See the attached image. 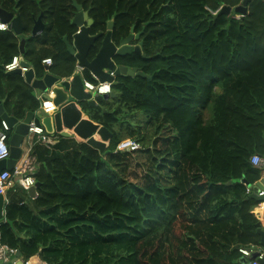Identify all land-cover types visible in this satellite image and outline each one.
Listing matches in <instances>:
<instances>
[{
  "label": "trees",
  "instance_id": "16d2710c",
  "mask_svg": "<svg viewBox=\"0 0 264 264\" xmlns=\"http://www.w3.org/2000/svg\"><path fill=\"white\" fill-rule=\"evenodd\" d=\"M242 1L0 0L24 27L0 30V99L19 119L42 101L5 65L17 55L37 78L74 74L64 41L78 29L74 2L89 11L91 34L114 19L117 44L132 27L143 42L115 60L145 76H117L105 113L83 104L112 133L105 150L58 134L33 151L45 221L27 234L47 264H240V248L259 244L262 201L249 195L264 179L251 162L264 156V0L237 14ZM223 6L232 12L219 14ZM126 138L140 148L118 150Z\"/></svg>",
  "mask_w": 264,
  "mask_h": 264
},
{
  "label": "water",
  "instance_id": "95a60500",
  "mask_svg": "<svg viewBox=\"0 0 264 264\" xmlns=\"http://www.w3.org/2000/svg\"><path fill=\"white\" fill-rule=\"evenodd\" d=\"M251 0H243L242 4L234 8L237 14H246L247 5ZM76 12L72 19V24L77 26V31L69 39L67 36L64 41L67 45L69 54L76 58V71L69 77H57L50 73L45 74L42 78H37L35 71L32 67L28 71L22 72L20 68L9 71V73H17L24 77L27 84L31 85L34 89L43 92L44 100L52 102L50 107L43 106L39 109L38 114L28 111L23 119L15 116L14 111L8 113L4 106L3 100L0 99V117L5 121L11 130V135L8 141L10 154L7 158L0 160V173L3 170L12 171L18 160L22 157L21 145L23 142L29 143L30 139V124L33 122L36 126L50 125L54 126L55 130L62 136L69 137L72 131L79 136L82 140L87 142L93 147L105 150L107 143L112 138V133L99 123L90 118H84L83 104H87L90 109L106 112L100 105V102L115 96V91L112 90L109 94H93L84 89V80H86L85 72H88L95 80L99 82H111L112 87L118 84L116 77L119 75H139L145 76L138 68H128L124 65H118L115 58L117 56H126L133 52L141 53L143 42L140 40L141 33H135L134 28H131V34L121 39L117 44L112 39V30L114 28V19L108 22L107 32H99L91 34L90 29L93 20L89 18V11H84L82 6L74 2ZM232 8L223 6L219 14L229 15ZM0 16L3 21L9 24L17 35L23 33L24 27L20 15H14L0 9ZM44 30V24L41 19H38L33 27L32 34L39 35ZM100 40V46L93 58H89L90 50L95 46L97 41ZM134 40H138L137 44H132ZM26 39H21L20 52L25 51ZM20 63L23 66H28L20 57ZM114 74H111V73ZM63 88L67 93L66 96L59 100L51 96L50 91L53 89ZM46 108V109H44ZM48 110V111H45ZM39 184L36 183L30 187L33 194L36 193ZM264 189V180L257 182L252 186V193L250 198H256L259 201H264V196L258 195V190ZM4 197L0 195V219L3 218ZM261 235V245L264 247V232L259 230ZM260 252H255L252 255L253 259H259L261 264H264V254L260 256ZM17 256H20V251H17ZM245 259V258H244ZM248 264V261L245 262ZM10 264V263H5Z\"/></svg>",
  "mask_w": 264,
  "mask_h": 264
},
{
  "label": "crops",
  "instance_id": "0c3cea01",
  "mask_svg": "<svg viewBox=\"0 0 264 264\" xmlns=\"http://www.w3.org/2000/svg\"><path fill=\"white\" fill-rule=\"evenodd\" d=\"M35 93L41 101L44 100L42 91H38L37 89H35ZM49 94H51V96L55 99L58 96L59 100H62V97L67 95L64 89L59 87H57L56 91L55 89L50 91ZM3 102H5V100H3ZM39 112L41 111L38 110L35 113L38 114ZM83 117L91 119L90 115L87 112L83 113ZM0 120L2 121L1 117ZM43 127L45 128V136H47L48 139L51 140V143L43 141L42 138L36 134H30L29 143L23 142V144L21 145L22 157L20 158V160L17 161L15 168H20L21 166L25 165L26 160H30L31 165L36 166V172L39 171V168L41 167L43 162L39 160V158H37V154H33V151H42L44 148H51L52 146L58 143V134H60L55 130V127L53 125H44ZM69 132L71 133V136H73L76 140L84 141L72 131ZM3 197L4 209L3 218L0 219V240L4 243H7L12 248H15L17 251H20V256H22L23 258L32 256V264L45 263V261L41 257V252L39 250L41 246L39 247V249L36 247L35 242L37 241V238L31 239L30 235L27 234L28 231H31L34 228H38V226L45 221L44 216L42 214L43 208L40 206L38 200L39 187L37 188L36 193L33 194V192L30 191V188H27L19 181L18 173L13 172L12 183L8 186L6 192L3 194ZM257 213L259 214L261 220V224H259V230L264 232V201H262V204L260 205V208H258ZM14 231L18 233V235H16ZM16 242L27 244V250L33 249V251L26 252L25 250L23 252L22 248H19L15 244ZM248 249L252 252L251 256L247 257L242 254L240 258V264H246L245 262L247 261L249 264V262L253 260L252 255L255 252H260L261 254H264V247L261 245V237L259 244L253 245L251 246V248ZM3 262L5 261L1 260L0 264H5Z\"/></svg>",
  "mask_w": 264,
  "mask_h": 264
},
{
  "label": "built area",
  "instance_id": "2783aa9c",
  "mask_svg": "<svg viewBox=\"0 0 264 264\" xmlns=\"http://www.w3.org/2000/svg\"><path fill=\"white\" fill-rule=\"evenodd\" d=\"M0 24L4 25V27H0V30H8L9 24L4 22L2 17L0 16ZM43 63L50 66L52 64L51 58H46L43 60ZM20 68L21 71L24 73L29 70L30 66H23L20 63V56H14L11 62L5 65V69L7 71H12L14 69ZM111 74H114L113 72ZM84 89L87 92H91L94 95L95 94H109L113 90L112 83L111 82H99L96 80V82H93L91 80H84ZM10 127L5 121H2V129L0 130V160H3L7 158L10 154V148H9V132ZM30 134H36L42 138L43 141H47L51 143V140L48 139L47 136H45V128L43 126H36L33 122L30 124ZM140 148V144L130 138H126L121 140L118 145V150H127V151H133ZM251 162L254 166L258 168H264V156H261L259 154H254L251 158ZM13 172L18 173L19 181L26 186L27 188H30L31 186H34L36 184V180L34 177V174L36 173V166L31 165L30 160H26L25 165L19 167H14L12 171L10 170H3L0 173V195H3L8 186L12 183L13 178ZM249 192L250 189H248ZM258 195L264 196V189L258 190ZM240 252L249 257L251 256L252 252L251 250L247 248H240ZM260 256H263L261 254ZM0 260H3L5 262L3 263H10V264H32V256L29 258H23L22 256H17V250L15 248H12L7 243H4L0 240ZM2 264V263H1ZM43 264H47L46 262ZM249 264H261L259 259H253L249 262Z\"/></svg>",
  "mask_w": 264,
  "mask_h": 264
},
{
  "label": "rangeland",
  "instance_id": "374dc122",
  "mask_svg": "<svg viewBox=\"0 0 264 264\" xmlns=\"http://www.w3.org/2000/svg\"><path fill=\"white\" fill-rule=\"evenodd\" d=\"M138 40H134L133 42H137ZM132 42V43H133ZM39 91V90H38ZM37 92V91H36ZM42 105L43 106H48V107H50L51 105H52V103L51 102H48V101H46V100H43L42 101ZM44 109H46V108H44ZM45 111H48V110H45ZM48 112H50V111H48ZM84 112H87L86 110H84ZM88 113V112H87ZM113 137V136H112ZM109 145V142L107 143V146ZM19 248H22V250H23V252L26 250V252H31V251H33V249H28L27 250V247H26V245L27 244H25V243H15ZM0 262H1V260H0Z\"/></svg>",
  "mask_w": 264,
  "mask_h": 264
},
{
  "label": "clouds",
  "instance_id": "9594fccd",
  "mask_svg": "<svg viewBox=\"0 0 264 264\" xmlns=\"http://www.w3.org/2000/svg\"><path fill=\"white\" fill-rule=\"evenodd\" d=\"M0 27H4V25L0 24Z\"/></svg>",
  "mask_w": 264,
  "mask_h": 264
},
{
  "label": "flooded vegetation",
  "instance_id": "af4514ba",
  "mask_svg": "<svg viewBox=\"0 0 264 264\" xmlns=\"http://www.w3.org/2000/svg\"><path fill=\"white\" fill-rule=\"evenodd\" d=\"M137 42H133L132 44H136Z\"/></svg>",
  "mask_w": 264,
  "mask_h": 264
}]
</instances>
